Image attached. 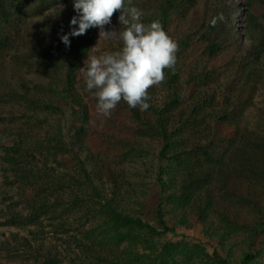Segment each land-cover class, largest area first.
<instances>
[{
  "label": "trees",
  "instance_id": "trees-1",
  "mask_svg": "<svg viewBox=\"0 0 264 264\" xmlns=\"http://www.w3.org/2000/svg\"><path fill=\"white\" fill-rule=\"evenodd\" d=\"M234 3L133 0L147 13L145 23L158 20L178 42L175 69H165L160 95L156 92L158 85L148 90L151 107L147 111L129 108L123 100L117 105L127 112L126 121L134 123L135 130L157 141L154 146L153 141L141 145V150L147 152L157 149L155 164L149 163L154 167L158 189L155 222L150 223L117 208L118 192L111 190L108 198L102 195L100 171L94 170V150L84 142L91 115L79 90L82 61L96 41L103 40L112 51L118 50L120 43L99 38V29L94 27L84 35L70 37V47H66L60 36L70 31L69 21L76 15L72 0H0V50L10 41L5 29L9 20L19 15L41 17V30L28 39L26 50L33 60L45 62L49 78L40 87L29 88L22 82L18 89L11 88L7 92L9 100L14 99L7 101L10 106L0 98V104L6 106L0 108V124L12 138L0 146L2 160L9 169L5 170L6 177L18 184L48 189L45 195L27 197L25 214L6 209L1 223L18 228L41 223L42 216L58 211L60 199L54 193L66 189L95 193L98 202L104 201L101 206L109 211L113 223L125 229L116 234L131 242H146L173 231L165 218V208L171 207L181 223L192 214L202 220L208 214L228 219L225 214L229 209L219 203L217 197L221 195L214 192V186L218 188L216 181L220 182L218 189H224L231 170L264 179V125L254 133L242 128L236 119L238 106L256 82L264 78V42L257 36L256 41L246 43L244 34L240 36L233 29L230 11ZM119 14H113L111 24L105 25L106 31L122 30ZM219 16L224 17L223 21L213 27L212 19ZM236 25H240L239 21ZM126 150L133 152L138 148L131 143ZM113 185L117 188L115 182ZM225 192L230 194L227 188ZM75 198L80 202L79 196ZM198 199V206H193ZM219 228L220 224L214 227ZM260 233L264 235V222L255 224L250 231L239 264H260L259 253L253 250ZM220 237L223 239V234ZM31 241L15 234L11 240L0 242V255L14 258L23 253L34 259V264H62L43 249H30ZM170 245L162 246V254L155 257L154 264L158 257L167 258V264H178ZM229 251L230 254L232 249ZM213 254L218 255L215 250ZM219 261L231 264L227 258Z\"/></svg>",
  "mask_w": 264,
  "mask_h": 264
},
{
  "label": "rangeland",
  "instance_id": "rangeland-1",
  "mask_svg": "<svg viewBox=\"0 0 264 264\" xmlns=\"http://www.w3.org/2000/svg\"><path fill=\"white\" fill-rule=\"evenodd\" d=\"M233 2L232 12L230 11L233 29L240 36L244 34L246 43L256 41L257 36L264 42V0ZM238 21L240 25L236 27ZM41 24L42 18L39 16L19 15L9 20L5 26L10 41L6 48L0 50V98L6 101L7 106H10L7 102L10 95L7 92L10 93L11 88L18 89L22 82L29 88L40 87L49 81L45 62L33 60L26 50L28 39L38 34ZM93 47L85 55L81 67L88 56L113 52L103 40L96 41ZM160 88L161 85L156 88L158 96ZM79 90L91 115L90 127L85 135L88 139L84 136V142L89 143L94 150V170L100 171L102 195L108 198L111 190L118 192L117 208L154 223L158 189L154 183V167L149 163L155 164L157 149L154 153L151 149L147 152L145 149L141 150V145L145 146L147 141H153L154 146L157 141L154 142L147 134L135 130L132 126L134 123L126 121L129 118L127 112L120 107L116 106L107 117L101 115L97 111L96 98L86 90L81 72ZM9 101L13 102L14 99ZM1 107L6 106L0 104ZM236 114L241 127L248 131L255 133L258 128L263 127L264 78L256 82L250 95L236 109ZM231 115L234 116L233 113ZM10 138L0 124V146L8 144ZM131 143L138 148L137 151L127 152L126 148ZM1 149L0 147V242L11 240L15 234L26 236L32 240L30 249H43L45 254H51L62 264H154L155 257L162 254V246L168 243L176 255L174 261L178 264H222L220 258H227L231 264H239L241 253L246 250L247 238L249 240L251 237L250 231L255 224L264 222V179L260 176L239 175L238 170H231L224 189H218L219 181H216L218 188L214 186L215 194L217 192L221 195L217 197L219 203L229 209L225 214L228 219L220 216L218 219L217 216L208 214L202 220L192 214L181 223L173 215L171 207L165 208V218L174 228L173 231L154 236L146 242H131L128 237L116 234L125 229L120 228L118 223H113L109 211L101 206L104 201L98 202L95 193H79L77 190L55 192L54 195L60 199V204L56 207L58 211L42 216L41 223L22 228L6 226L1 223L6 209L13 208L25 214L27 197L45 195L48 189L25 186L6 177L5 170L9 169L2 160ZM114 182L117 188L114 187ZM97 185L101 187V180H98ZM226 188L230 194L225 192ZM77 196L80 202L75 198ZM199 202V199L196 200L193 206H198ZM219 224L221 228L214 229ZM222 234L223 239L220 237ZM230 249L232 251L229 254ZM214 250L217 256L213 254ZM253 250L259 253L257 258L260 264H264L263 234L256 237ZM19 254L20 256L11 258L1 253L0 264H34V259L23 253ZM161 261L167 264V258L160 257L156 264H162Z\"/></svg>",
  "mask_w": 264,
  "mask_h": 264
},
{
  "label": "clouds",
  "instance_id": "clouds-1",
  "mask_svg": "<svg viewBox=\"0 0 264 264\" xmlns=\"http://www.w3.org/2000/svg\"><path fill=\"white\" fill-rule=\"evenodd\" d=\"M76 15L69 21L70 31L60 36L66 47L70 37L99 29V38L115 39L118 50L88 56L80 68L86 90L97 100V111L107 117L123 100L129 108L147 111L151 105L149 89L165 80V69L174 71L178 42L170 37L158 20L145 23L147 13L133 0H72ZM119 11L122 30L106 31L105 25ZM224 17L212 19L215 27ZM94 48V47H93Z\"/></svg>",
  "mask_w": 264,
  "mask_h": 264
}]
</instances>
